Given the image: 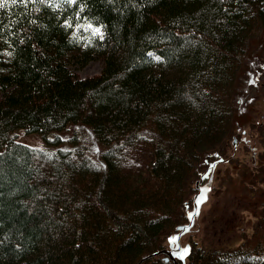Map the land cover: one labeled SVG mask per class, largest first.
<instances>
[{
	"label": "trees",
	"instance_id": "obj_1",
	"mask_svg": "<svg viewBox=\"0 0 264 264\" xmlns=\"http://www.w3.org/2000/svg\"><path fill=\"white\" fill-rule=\"evenodd\" d=\"M260 31L264 0H8L0 264H138L162 249L188 221L198 174L225 152ZM94 60L99 74L73 70ZM22 129L44 144L19 140ZM199 248L189 264H264L259 244ZM156 258L140 264H167Z\"/></svg>",
	"mask_w": 264,
	"mask_h": 264
},
{
	"label": "rangeland",
	"instance_id": "obj_2",
	"mask_svg": "<svg viewBox=\"0 0 264 264\" xmlns=\"http://www.w3.org/2000/svg\"><path fill=\"white\" fill-rule=\"evenodd\" d=\"M95 29L102 33L98 27H93V32ZM244 62L246 68L235 96L234 131L221 158L220 155L213 158L198 174L196 181L218 161L200 183L204 185L212 176L210 197L191 230L183 235L182 245L189 243L193 248L228 249L259 244L262 250L264 248V31L251 39ZM101 69L99 60L82 68H73L82 77L99 74ZM17 137L31 145L44 144L39 134L24 129L18 130ZM82 140L91 155L98 158L102 146L93 134L84 129ZM196 181L192 207L194 194L198 191ZM168 246L166 237L163 248ZM162 255L155 257L161 259ZM189 261L188 257L186 264Z\"/></svg>",
	"mask_w": 264,
	"mask_h": 264
},
{
	"label": "water",
	"instance_id": "obj_3",
	"mask_svg": "<svg viewBox=\"0 0 264 264\" xmlns=\"http://www.w3.org/2000/svg\"><path fill=\"white\" fill-rule=\"evenodd\" d=\"M220 160H223V159H220ZM217 162L218 161H216L212 166L208 167V169L203 174H201L200 179H198L196 181V186L198 188V191L194 194V197H193V207L187 213L188 221L186 223L179 224L176 227L177 231H175L174 233H172L168 237V241H169V244H170V248H162V249H160L158 251H155L152 254L146 255V256H144L140 260V262L138 264H140L143 260H145L146 258H148L150 256H156V255L161 254V253H165L167 255V258H172V259L175 260V262L177 264H179L178 261L176 260V255L175 254L176 253H178V254H180V253L185 254V252H184L183 249H188L189 250V248H190L189 245H186L185 247H183L181 245L180 239H181V237L185 233H187L188 231L191 230V228L193 227V225L195 223L196 218L201 213L203 204L206 201H208V199L210 197V192H211V189H212V176H210L208 182L205 183L204 185H200V183L204 180L205 177H207L209 175V172L211 171V169L213 167L216 166ZM208 189H210V191H208ZM202 193L204 194V196H206V199H203L202 202L199 205H197V200H198V198H201ZM190 215L192 217L191 219H189V216ZM173 237H176L177 238L175 240V242L172 241V238ZM175 243H176V246L174 247V244ZM182 258L184 259L185 258V255H183Z\"/></svg>",
	"mask_w": 264,
	"mask_h": 264
},
{
	"label": "flooded vegetation",
	"instance_id": "obj_4",
	"mask_svg": "<svg viewBox=\"0 0 264 264\" xmlns=\"http://www.w3.org/2000/svg\"><path fill=\"white\" fill-rule=\"evenodd\" d=\"M182 237H183V236H182ZM182 237H181V239H180L181 245H182ZM186 245H189V246H190L187 255H186V254H182V253H180V254L176 253V254H175V255H176V260L178 261L179 264H186V263H187V259H188L189 255H190V253H191V251H192V249H193V247H192L191 244H189V243H187V244H185V245H182V246L185 247ZM175 246H176V243L174 244V247H175ZM164 248H167V247H164ZM168 248H170V244H169ZM183 250H185V249H183ZM161 254H163V255H162V259H163V261H164L165 263H167V264H177V263L175 262L174 259H172V258H167V255H166L165 253H161ZM188 254H189V255H188ZM183 255H185V258H184V259L182 258Z\"/></svg>",
	"mask_w": 264,
	"mask_h": 264
},
{
	"label": "snow or ice",
	"instance_id": "obj_5",
	"mask_svg": "<svg viewBox=\"0 0 264 264\" xmlns=\"http://www.w3.org/2000/svg\"><path fill=\"white\" fill-rule=\"evenodd\" d=\"M7 2H8V0H0V8H3L7 4ZM11 2L13 4H15L17 2V0H11ZM72 2H75V0H72ZM94 33H99V29H95ZM156 59H159V57H157ZM208 191H210V189H208ZM203 199H206V196H204V194L202 193L201 198H198V200H197V205H199L202 202ZM191 218L192 217L190 215L189 219H191ZM176 239H177L176 237H173L172 241L175 242ZM184 252H185V254H187L188 249H185Z\"/></svg>",
	"mask_w": 264,
	"mask_h": 264
},
{
	"label": "bare ground",
	"instance_id": "obj_6",
	"mask_svg": "<svg viewBox=\"0 0 264 264\" xmlns=\"http://www.w3.org/2000/svg\"><path fill=\"white\" fill-rule=\"evenodd\" d=\"M167 234V233H166ZM165 235V234H164ZM166 246V245H165ZM199 249H201V248H199ZM252 251V250H251ZM192 253V252H191ZM189 255V254H188ZM194 257V256H193Z\"/></svg>",
	"mask_w": 264,
	"mask_h": 264
}]
</instances>
